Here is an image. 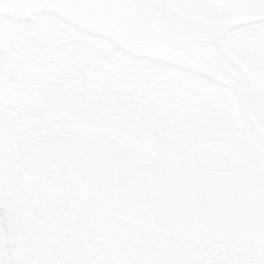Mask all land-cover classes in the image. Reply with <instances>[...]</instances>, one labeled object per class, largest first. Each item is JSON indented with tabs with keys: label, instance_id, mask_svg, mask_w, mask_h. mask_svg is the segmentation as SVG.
Masks as SVG:
<instances>
[{
	"label": "snow or ice",
	"instance_id": "1",
	"mask_svg": "<svg viewBox=\"0 0 264 264\" xmlns=\"http://www.w3.org/2000/svg\"><path fill=\"white\" fill-rule=\"evenodd\" d=\"M0 264H264V0H0Z\"/></svg>",
	"mask_w": 264,
	"mask_h": 264
}]
</instances>
